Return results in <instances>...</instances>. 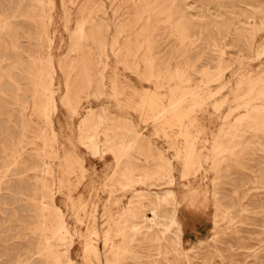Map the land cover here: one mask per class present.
Returning <instances> with one entry per match:
<instances>
[{"label":"rangeland","instance_id":"374dc122","mask_svg":"<svg viewBox=\"0 0 264 264\" xmlns=\"http://www.w3.org/2000/svg\"><path fill=\"white\" fill-rule=\"evenodd\" d=\"M164 1L53 0L41 53L56 72L54 141L42 116L13 101L20 87L31 100L37 67L26 53L37 52V28L10 19L20 48L0 30V264H264V0H176L168 17L152 6ZM31 3L0 0V21ZM118 21L116 53L99 54L95 27L108 24L110 42ZM67 70L75 113L59 102ZM86 71L93 80L102 72L104 86L89 87ZM23 116L33 122L24 127ZM90 138L104 159L92 157ZM167 190L174 201L163 200ZM40 196L68 229L49 256L36 252Z\"/></svg>","mask_w":264,"mask_h":264},{"label":"bare ground","instance_id":"6f19581e","mask_svg":"<svg viewBox=\"0 0 264 264\" xmlns=\"http://www.w3.org/2000/svg\"><path fill=\"white\" fill-rule=\"evenodd\" d=\"M24 1V0H23ZM29 1H32L31 5L29 6V8L23 12V13H20L18 10H15L14 11V15L13 16H4V19H2L3 21H0V30L3 31V30H6V39H7V42L10 43V45L12 46V48H15V47H19V43L20 41L18 42V36L15 35V33H11L9 31H7L9 29L10 26H12V24H14V20H10L11 18H15V17H18V16H21L23 17L22 20H23V23H26L27 21H31L34 25V27L36 26L37 28V31H36V36L33 37L34 40L36 41V47H37V52L36 54L32 52H29V53H26L27 54V58L29 57L28 61H30V63L34 64L35 67H37V72H35V85H34V88L32 90V94L30 95L29 93V97L31 100H28V99H21L20 98V95L17 93L18 90L20 89L17 88V91L15 92V95H14V104L18 105L19 106V110H21L22 112L26 109H31L33 112H34V115H38V116H42L43 117V120L44 122L49 125V128H50V132H51V137H52V141L56 140V133L54 132V130L52 129V117H51V114L53 111L56 110V93H57V90H58V87H55V79H56V72H55V66H54V63H53V58L51 57V55L49 53L47 54H42V49H43V46H44V43L45 42H50L52 41V38L53 37H50V34H49V27H50V24L52 23V15L50 14V10L52 9L53 7V0H29ZM148 1V0H147ZM155 1V0H154ZM61 2V1H60ZM142 3V1H140ZM139 2V3H140ZM153 2V0H152ZM178 2V1H177ZM92 3V2H91ZM114 3V2H113ZM96 4V3H95ZM99 4V3H98ZM143 4V3H142ZM147 4V2H145V5ZM152 4V3H151ZM90 5V4H89ZM139 5V4H138ZM150 5V4H149ZM176 5V0H165L163 3H159V4H156L153 3L152 6L154 7V9L156 8H159L161 9L165 14L166 16L174 9ZM101 6V5H100ZM144 6V5H143ZM179 6V5H177ZM36 7H40V9L38 11H34V9ZM139 7V6H138ZM147 7V6H146ZM145 7V8H146ZM149 7V6H148ZM96 8V7H95ZM103 8H104V5H103ZM140 8V7H139ZM138 8V9H139ZM180 8V7H179ZM136 9V8H135ZM145 10V9H144ZM151 10V9H150ZM158 10V9H157ZM31 11L33 12V14H31ZM93 11V10H92ZM148 11V10H147ZM159 11V10H158ZM64 12V11H62ZM87 12V11H86ZM91 12V11H90ZM98 12L103 14L104 16V19L103 21H108V15L106 12L103 11V9H98ZM136 12V11H135ZM142 12V11H141ZM149 12V11H148ZM174 12V11H173ZM98 13V14H99ZM138 14V13H137ZM144 14V13H143ZM174 14V13H173ZM146 15V13H145ZM163 15V14H161ZM175 15V14H174ZM139 16V15H138ZM160 16V15H159ZM63 17V16H62ZM87 17V16H86ZM99 17V16H98ZM137 17V16H136ZM145 17V16H144ZM152 17V16H151ZM168 17V16H167ZM166 17V18H167ZM140 18V17H139ZM165 18V17H164ZM165 18V19H166ZM100 19V18H99ZM148 17H147V20L148 21ZM157 19V18H156ZM180 18L178 17V20ZM85 18L81 19L80 21H78L77 23V31L79 33V36H83L84 35V24H85ZM145 20V19H144ZM154 20V19H152ZM100 21V20H99ZM136 21V20H135ZM139 21V20H138ZM136 21V22H138ZM177 21V20H176ZM87 22V21H86ZM145 22V21H144ZM153 22V21H152ZM178 22V21H177ZM16 23V22H15ZM96 23V22H95ZM28 24V23H27ZM120 21L117 22V27H116V35H113L112 38H111V41L109 42L108 39H107V35H108V30L109 29V26L108 24H102L103 27H101V25L99 27H95L96 30L98 31V36L97 37V40H96V43H97V48L99 50V54L101 55H104L106 56V51L108 48H110V50H112V52L114 53L116 51L115 49V46L118 44L119 42V36L121 35L122 31L125 30L124 27L125 25L122 23L120 24ZM134 24H137V23H134ZM156 24V23H154ZM31 25V24H29ZM32 25V26H33ZM93 26V25H92ZM148 26V25H146ZM145 26V27H146ZM14 27V26H12ZM11 27V28H12ZM153 27V25H152ZM13 29V28H12ZM130 29H132L130 27ZM143 29V28H141ZM148 29V28H147ZM145 28V30H147ZM16 30V29H15ZM17 31V30H16ZM139 31H141L139 29ZM14 32V31H13ZM31 32V31H30ZM142 32V31H141ZM140 32V33H141ZM148 32V31H147ZM145 33V32H144ZM30 35V34H29ZM143 34H141L142 36ZM31 36V35H30ZM146 36V35H145ZM143 36V37H145ZM149 37V34L147 35ZM31 38V37H30ZM147 38V37H146ZM147 40V39H146ZM4 41V40H3ZM2 41V42H3ZM83 41V40H82ZM150 41V40H149ZM198 41V40H197ZM84 42V41H83ZM4 43V42H3ZM5 44V43H4ZM9 45V44H8ZM79 45V44H78ZM77 45V46H78ZM3 46V45H2ZM6 46V45H5ZM22 47V46H21ZM81 47V46H80ZM148 47V46H147ZM4 48V46H3ZM9 48V47H8ZM20 48V47H19ZM7 49V48H6ZM13 51V49H12ZM17 51V50H16ZM22 51V50H21ZM74 51V50H73ZM6 52V51H5ZM15 52V51H14ZM20 52V51H19ZM28 52V51H27ZM78 52V51H77ZM21 53V52H20ZM116 53V52H115ZM114 53V54H115ZM264 53V52H263ZM19 54V53H18ZM23 54V53H22ZM4 55H6L4 53ZM16 55V54H15ZM24 55V54H23ZM22 55V56H23ZM7 56V55H6ZM20 56V55H19ZM21 56V57H22ZM12 57V56H11ZM256 57V56H255ZM4 58V57H3ZM16 58V57H15ZM18 58V57H17ZM27 58H26V63H27ZM2 60V59H1ZM17 60V59H16ZM14 60V61H16ZM21 60V59H20ZM83 60V59H82ZM106 60V59H105ZM145 64H147V66H149L150 68L153 67V59L149 56H145V58L143 59ZM8 61V60H7ZM18 61V60H17ZM2 62H5V60H2ZM19 62V61H18ZM73 61H70L66 66L69 67L70 69H73L74 70V65L72 64ZM11 63V62H10ZM9 63V64H10ZM29 63V64H30ZM80 63V62H79ZM82 63V62H81ZM15 64V63H14ZM19 64V63H18ZM11 65V64H10ZM13 65V64H12ZM24 65V64H23ZM59 67L61 70H64V65H62L60 62H59ZM97 65V64H96ZM1 66V65H0ZM7 66V65H6ZM77 66V65H76ZM21 67V66H20ZM16 68V67H15ZM23 68V67H22ZM27 69V67H25ZM32 68V66L30 67ZM84 69H90L89 68V65L84 63L83 64V67ZM13 69V68H12ZM66 69V68H65ZM9 71V70H8ZM32 71V69H31ZM36 71V70H35ZM21 72V71H20ZM23 73V72H22ZM65 80H64V93L60 96V104H62L63 106L69 108V110L71 109L73 113L76 112V108L72 105V96H71V73L70 71H65ZM85 73V78H86V84L91 87L93 86L94 84H101L104 86V82H103V77H102V72H99V78L96 79V80H93L91 78V73H88V71L84 72ZM8 74V73H7ZM26 74V73H25ZM11 75V74H10ZM81 75V74H80ZM7 76V75H6ZM32 76V75H31ZM82 76V75H81ZM13 77V76H12ZM4 78V77H3ZM2 78V79H3ZM25 78V77H23ZM15 79V78H14ZM173 79V78H172ZM22 80V79H20ZM26 80V79H25ZM31 80V79H30ZM84 80V79H83ZM11 81V79H10ZM28 81V80H26ZM81 81V80H80ZM4 82V81H2ZM8 82V81H7ZM20 83V82H19ZM80 83V82H79ZM3 84V83H2ZM6 83H4L5 85ZM27 84V83H26ZM77 85V84H76ZM205 85V84H204ZM12 86V85H11ZM25 86H28V85H25ZM73 86V85H72ZM86 86V85H85ZM100 86V85H99ZM102 86V87H103ZM2 87V86H1ZM9 87V86H8ZM7 87V88H8ZM79 87V86H78ZM97 87V86H96ZM6 88V90H7ZM14 88V87H13ZM87 87H85L86 89ZM5 90V88H4ZM9 90V89H8ZM7 90V91H8ZM11 90V89H10ZM22 90V89H21ZM81 90V89H80ZM5 91V92H7ZM84 91V90H83ZM97 91V90H96ZM102 91V90H101ZM30 92V91H29ZM75 92V91H74ZM79 92V91H78ZM24 93V92H23ZM73 93V92H72ZM97 93V92H95ZM102 93V92H101ZM3 94V93H2ZM8 94V93H7ZM74 94V93H73ZM5 95V94H4ZM195 95V94H194ZM27 96V95H26ZM101 96V95H100ZM240 97V96H239ZM258 97V96H257ZM80 103V102H79ZM94 111V110H93ZM254 111V110H253ZM32 113V112H31ZM246 113V112H245ZM166 114V113H165ZM22 115V113H21ZM24 117V116H23ZM32 116H28V117H24L22 120L24 122V127H25V124L28 122L29 124H31L33 122ZM41 117V118H42ZM163 117V116H162ZM103 116L101 114L97 115V119H96V128L97 127H100L101 125H103ZM27 127V126H26ZM93 127V126H92ZM82 130V129H81ZM105 130V129H104ZM110 130V129H109ZM97 131V130H96ZM111 131V130H110ZM109 131V132H110ZM130 131V130H129ZM106 132V131H105ZM96 133V132H95ZM97 134V133H96ZM105 134V133H104ZM108 134V133H107ZM88 136V135H87ZM92 136V135H90ZM224 136V135H223ZM95 137V136H94ZM109 136H106V141H109ZM88 138V137H87ZM91 139V138H90ZM93 139H96V138H93ZM91 139V140H93ZM105 139V138H104ZM222 139V138H221ZM235 139V138H234ZM90 140V142H91ZM231 140V139H230ZM20 141V140H19ZM22 141V140H21ZM105 141V142H106ZM233 141V140H232ZM86 142V141H85ZM112 142V141H111ZM235 142V141H234ZM56 143V142H55ZM230 143V142H229ZM107 144V142H106ZM87 145V144H86ZM85 145V146H86ZM105 145V144H104ZM97 144H95L94 140H93V143L91 144V155L92 157H96V156H99L100 159H104V154L103 153H100V151L98 150L97 148ZM127 146V145H126ZM134 146V144H133ZM111 147V146H109ZM232 149V148H231ZM89 150V149H88ZM127 150V149H126ZM190 150V148H189ZM191 151V150H190ZM43 153V152H42ZM188 153V152H187ZM125 154V153H124ZM40 155V154H39ZM192 155V154H191ZM121 157V154L119 155H116V159H119ZM14 158V157H13ZM43 158V157H42ZM44 158H46V156L44 155ZM188 158V156H187ZM186 158V159H187ZM163 160V164L165 165V160L163 159V156H162V159ZM168 161V160H167ZM160 162V161H159ZM157 162V163H159ZM169 162V161H168ZM162 163V162H160ZM159 163V164H160ZM162 164V165H163ZM167 164V163H166ZM157 167H158V164H156ZM155 165V166H156ZM161 165V166H162ZM163 165V166H164ZM168 165V164H167ZM160 166V165H159ZM164 167H167V166H164ZM153 168V167H152ZM155 168V167H154ZM168 169V175H169V181H172L173 180V166L170 165V167H167ZM165 169V168H164ZM46 170V169H45ZM156 170V169H155ZM163 170V169H162ZM162 170H157V171H162ZM166 170V169H165ZM151 171V170H150ZM149 171V172H150ZM164 172V171H163ZM148 173V172H147ZM159 173V172H157ZM165 173V172H164ZM127 174V173H126ZM125 174V175H126ZM150 174V173H149ZM148 174V175H149ZM160 174V173H159ZM135 175V174H133ZM151 176V175H150ZM149 176V177H150ZM153 176V175H152ZM159 176V175H158ZM163 176V175H162ZM167 176V175H166ZM183 176V175H182ZM45 177V176H44ZM126 177V176H125ZM129 176H127L128 178ZM134 178V177H133ZM167 178V177H165ZM166 180V179H165ZM45 183L42 184V187L44 188ZM53 187V186H52ZM46 189V188H45ZM164 192V191H163ZM164 201L165 200H170L169 202H172V200L174 199V194H173V191L172 190H167L165 191L164 193ZM163 197V196H162ZM35 198V197H34ZM33 199V197H32ZM162 201V200H161ZM174 201V200H173ZM160 202V201H159ZM163 202V201H162ZM36 203L37 205L39 206V210H40V215H39V226H37V229L39 231V234H40V238L43 240V245L41 247H37V254L39 256H42L45 253H47V255L49 256V254L52 252L51 249H52V244H51V241L55 238L57 239V241L59 243H62L63 242V239L65 238L67 232H68V229L67 227L65 226V223L63 221V218H62V215L60 213H57V215L55 216V218L53 219H49V216L47 215L46 211L48 210V206L46 205L45 201H44V197L43 196H40L39 199L36 200ZM166 203V202H165ZM49 204V203H48ZM161 204V203H160ZM167 204V203H166ZM136 207V205L134 206V208ZM131 208V207H130ZM133 208V209H134ZM133 209H129L128 208V214L131 216V217H135L137 214L134 213V210ZM53 211V210H52ZM59 211V210H58ZM162 211V210H161ZM152 213V212H151ZM173 214H175V211L173 210L172 211ZM37 214V213H35ZM39 214V213H38ZM49 214V213H48ZM51 215V214H50ZM127 215H124L122 216V219L118 222V226L120 228V230H123V226H124V223L127 221ZM37 217V216H36ZM138 217V215H137ZM141 217V216H139ZM127 223V222H126ZM172 223L173 224H176V222L174 221V219H172ZM116 225V223H115ZM138 225V224H137ZM178 227V226H177ZM132 228V227H131ZM130 228V229H131ZM168 230V229H167ZM48 232L45 233V232ZM36 232V231H35ZM177 232V231H176ZM178 234V232H177ZM175 236V234H174ZM71 237V236H70ZM176 239H177V242H180V235H176ZM40 240V239H39ZM38 243V242H37ZM40 245V242L38 243ZM199 244V243H198ZM56 245V244H55ZM55 247V246H54ZM111 248V247H110ZM57 249V248H55ZM95 251V250H93ZM110 251V250H109ZM117 251V250H116ZM257 252V251H256ZM57 253V252H55ZM60 254V252H58ZM59 254H55L54 258L53 259L54 261H58L59 260ZM63 256L66 257L68 259V261H70V256H69V247L68 248H65V250L63 251ZM51 255V254H50ZM54 255V253H53ZM61 255V254H60ZM116 256V255H115ZM47 259V258H46ZM52 259V258H51ZM44 261V260H43ZM61 261V259H60ZM64 261V259H63ZM47 262V261H46ZM58 263V262H57ZM232 263V262H231Z\"/></svg>","mask_w":264,"mask_h":264}]
</instances>
